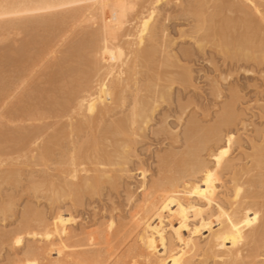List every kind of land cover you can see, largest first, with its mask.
Segmentation results:
<instances>
[{
  "label": "bare ground",
  "instance_id": "obj_1",
  "mask_svg": "<svg viewBox=\"0 0 264 264\" xmlns=\"http://www.w3.org/2000/svg\"><path fill=\"white\" fill-rule=\"evenodd\" d=\"M226 1L0 0L24 13L0 19V42L22 37L19 46L7 42L0 49V136L15 146L8 154L1 150L0 188L20 180L29 156L30 187L51 205L78 204L128 174L134 144L174 83L156 89L159 72L177 58L158 40L161 5L183 7L193 17L189 36L200 50L212 44L225 57L264 58V0L233 2L239 20L226 17ZM62 47L67 50L56 62ZM142 69L147 76L140 78ZM9 111L18 117L7 120ZM223 117L210 127L189 122L182 151L157 156V172L143 184L126 223L110 232L105 225L79 234L64 227L50 246L27 245L26 257L32 264H254L264 238V138L247 155L253 167L234 165L228 153L218 167L216 157L226 150L216 139L227 124ZM48 118L53 123L37 125ZM2 120L14 127L6 129ZM21 121L29 128L16 125ZM20 221L40 226L45 217L27 205ZM4 228L0 250L19 240V232ZM247 243L251 251H243Z\"/></svg>",
  "mask_w": 264,
  "mask_h": 264
},
{
  "label": "rangeland",
  "instance_id": "obj_2",
  "mask_svg": "<svg viewBox=\"0 0 264 264\" xmlns=\"http://www.w3.org/2000/svg\"><path fill=\"white\" fill-rule=\"evenodd\" d=\"M230 1H226L228 2L226 7L231 10L224 12L226 17L232 20L243 18L242 13L238 12V6L233 5V2L238 4L236 2L239 0ZM163 5L159 7L157 25L164 30V33L158 35V37L162 36V39L160 36L158 40L169 43L172 53L177 58L173 59V66L163 67V72L155 69L161 75L160 82L157 83L160 88L156 89L163 91L169 80H174V83L169 96L165 97L154 112L149 128L134 144L130 152L132 155L128 166L129 173L119 177L113 184L104 183L96 194L82 196L78 204L72 205L69 200H66L63 203L59 201L51 205L50 201L43 196L44 194L34 193L30 187L32 178L28 172L31 161L29 156L26 161L28 165L24 168L20 180L11 181L0 188V207L2 208L0 229L5 227L7 231L19 232L20 241L19 244L14 242L2 246L0 264H32L33 260L26 257L27 245L39 243L50 246V237L55 236L64 227L79 234L81 229L87 232L95 231L101 225H105L110 232L119 223H126L133 205L145 189L143 184H146L157 172V156L166 157L182 151L183 132L191 121L210 127L223 119L224 115L227 124L221 127V132L216 137L218 145L226 149L230 158L235 159L234 165L253 167L247 155L252 153V142L259 145L264 138V58L257 61H244L225 57L212 44H207L200 50L194 39L189 36L194 27L193 17L185 14L183 7ZM239 24L237 21L235 28L237 33L241 30ZM228 33L233 36V29H230ZM21 38L13 34L6 40L5 45V41L0 42V49L8 45L11 47L10 44H12L11 48H15L16 42L19 46ZM59 50V57L56 53L54 61H58V58L60 59L65 53L63 47ZM141 71L145 75L142 73L140 78L147 76L145 69ZM6 114L7 120L12 118L11 116L18 117V113L11 114V111ZM4 120L1 124L6 123ZM52 121H54L52 118L51 120L48 118L46 123L42 121L37 125H46L49 122L53 123ZM35 123L32 124L35 125ZM29 124L31 123L26 121L16 123L17 126L24 128H29ZM4 127L11 130L14 126L8 123ZM9 138L0 136L2 140L0 151L7 150L5 152L7 154L8 150L15 149ZM230 139L231 143H229ZM9 144H12L10 148ZM4 151L0 154L4 155ZM203 156L206 158L205 152ZM229 178L230 173H222L224 182L229 183ZM27 205L44 215V224L38 226L36 222H31L30 226L24 227L20 221V214ZM57 214H59L58 217ZM3 218H5L4 222H2ZM19 223H21L20 226H18ZM252 247V243H247L242 249L251 251ZM256 257L254 264H263L264 238L261 241V247L256 251ZM196 264L201 263L196 262ZM207 264H212V260H208Z\"/></svg>",
  "mask_w": 264,
  "mask_h": 264
},
{
  "label": "snow or ice",
  "instance_id": "obj_3",
  "mask_svg": "<svg viewBox=\"0 0 264 264\" xmlns=\"http://www.w3.org/2000/svg\"><path fill=\"white\" fill-rule=\"evenodd\" d=\"M15 6L14 5H7V4H0V19H4L5 17L7 16H13V15H22L24 13H21L19 11H15ZM147 23V22H146ZM143 35V33H142ZM229 143H231V139L229 140ZM225 155H227V151H222L220 153V156L216 157V161H217V166L219 167V164H220V161H221V158L224 157ZM211 173H209V179H211ZM231 223V221H230ZM245 224H251L252 223V220L251 219H246ZM243 227V225H240L238 227H236V231H237V234H239V229ZM20 241L17 240V244H19ZM151 244V241L149 242ZM163 243V241H162ZM233 243H235V238H233ZM178 264V262H177Z\"/></svg>",
  "mask_w": 264,
  "mask_h": 264
}]
</instances>
